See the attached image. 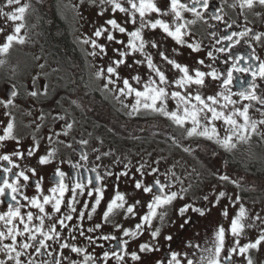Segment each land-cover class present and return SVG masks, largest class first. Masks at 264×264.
I'll return each mask as SVG.
<instances>
[{"label": "snow or ice", "instance_id": "obj_1", "mask_svg": "<svg viewBox=\"0 0 264 264\" xmlns=\"http://www.w3.org/2000/svg\"><path fill=\"white\" fill-rule=\"evenodd\" d=\"M91 6L98 7V15L103 16L109 11L113 18H108L100 26H97L91 35L86 33L77 37V42L82 46L86 57L93 61L99 58L101 61L108 57V45L115 44L112 48L114 55L109 57L107 64L94 63L93 76L103 81V90L115 93L116 99L121 96L135 97L134 103L124 105L130 107L129 115L138 114L145 110L170 120L176 127L181 128L188 138L202 137L214 142L225 151L231 152L239 143H248L253 136L264 141V59L256 55L252 49L251 35L256 41L264 37V33H254L252 28L242 26L234 30L236 21L225 19L223 4L212 8L211 0H169L166 10L157 6L155 0H81ZM227 3V0H224ZM255 5L264 7V0H233L229 5L239 8L243 16L244 9H252ZM31 7L30 3H21V0H3L0 7V18L5 23L0 26V34L4 38L0 41V55H7L14 44H24L27 33L22 34L26 28L25 14ZM116 13L124 14V20L118 22ZM155 13L157 17L168 16L170 20L163 18L149 19L148 15ZM185 13H190L194 18L186 19ZM207 17V19H206ZM246 20L247 18L244 17ZM208 24L209 36L214 38V43L204 45L203 41L197 40L190 31V26L197 22ZM209 21H217L219 24H210ZM8 22H11L12 30L8 31ZM222 25V28H221ZM131 26V30H129ZM159 29L165 37H170L175 44L190 49L191 52L199 53L204 49L206 58L197 59L196 67L190 69L188 64H182L175 58L181 53L177 48L171 50V54L164 49L161 42L154 38L145 37V30L155 31ZM116 33L122 34L125 39H118ZM105 36L107 44L100 43L99 39ZM222 41H227L225 46L217 47ZM248 46L250 51L237 50L241 43ZM159 62L154 60V53ZM139 54L141 58L137 59ZM217 54H224L221 60ZM129 58L132 62L129 63ZM223 64V69L216 67L217 63ZM6 63L0 59V66ZM146 66L147 72L141 73L139 67ZM165 65L170 66L179 75L169 77ZM125 66L134 70L135 74L122 75L120 69ZM201 66L208 69L202 71ZM43 68V65L40 66ZM210 78L218 89L212 94H205L206 79ZM33 77V90L27 94L32 97L47 95V87L43 91L35 90ZM241 85L238 91H233L234 82ZM259 81V83H258ZM111 86V87H110ZM195 86V87H193ZM7 98H0V106L5 109L4 115L9 117L3 134L0 135V149L5 147V142L15 141V150L0 152V205L6 203V210L0 211V264H108L110 259H115L117 264H124L125 255H130L132 261L141 259L137 251L127 252L130 239L143 235L147 230L151 241L139 245L140 253L159 251V245L155 244L161 235V227H153L154 220H159L163 225L167 218V208L177 199H184L188 188L173 190L175 172L169 169L163 174L158 167H153L147 162L133 165L131 161L124 162L120 157H115L113 165L123 164V170L114 173L112 167L106 166L101 161L102 157L111 156V152L99 153V149L93 148V153H98L95 160L89 162V153L85 151L89 141L81 138L77 141V148L72 143L59 139L61 135L68 137L73 128V123L57 115L54 119L64 121L61 132H55L57 137L53 141V134L47 139L50 147L46 154L38 158L39 165H48L53 161L58 152L52 144L64 145L72 149L78 155V159L67 160L74 173L65 182L67 173L56 167L51 178L53 186L45 189L43 177L37 174L35 167L25 165L21 167L16 159L23 160L25 157H33L40 147L39 140L33 136V145L26 152L20 148V139L14 135V117L8 109L16 107L15 99L19 96V89L15 83L10 84L6 93ZM123 103V101H121ZM172 104L173 107H169ZM250 109L259 113L260 119L250 115ZM44 119L43 115L40 117ZM3 122L0 121V124ZM220 128L224 135H220ZM39 127V126H38ZM173 140L175 138L173 137ZM185 151H188L186 148ZM213 150V155H215ZM65 161H60L64 163ZM159 164V161L155 162ZM132 167H135L139 178L132 174L134 190L148 194V200L135 199L129 202L128 195L119 190L118 183L114 186V194L106 199V179L115 175L119 181L121 177H129ZM30 173V174H29ZM154 176L151 183H145L144 176ZM217 179L221 182H229L236 187H241L242 178L233 179L227 172L218 171ZM31 181V184L29 183ZM180 183H183L180 181ZM34 187L35 194H25V189ZM47 192V194H45ZM70 195H67L69 194ZM215 202L219 203L222 198H227L233 207L238 205L235 216L232 217L228 232L234 238L230 247L226 246V229L223 225L215 231L213 238L208 240L202 247L199 244L188 242V248L192 252L179 253L169 248L168 256L157 260L156 264H237L236 257H243L247 264H253L248 255L249 250H258L264 243V228L260 229L258 237L247 243L241 244L240 237L246 227H254L255 221L264 224V218L257 213L252 219L253 224L245 225L243 221L248 218L249 212L243 203L241 196L236 194L233 198L227 192L221 190L215 192ZM207 201L208 195L201 197ZM103 202V203H102ZM204 214V210L185 204L179 209V214L184 215L188 209ZM102 209V212H98ZM142 209L143 214H140ZM228 208L222 215L228 216ZM122 215L124 219L138 217L139 222L134 228L124 225L114 219ZM99 217L98 222L94 217ZM90 223V227H85ZM187 223V221H185ZM105 225H110L115 231L121 232L117 237L111 233L104 234ZM183 227V225H181ZM127 238V239H125ZM78 239L87 242L86 246H79ZM166 241H171L172 236H165ZM103 242H112L108 250L96 256L88 251V247L104 248ZM68 250L70 255L75 254L82 259H70L64 255Z\"/></svg>", "mask_w": 264, "mask_h": 264}, {"label": "flooded vegetation", "instance_id": "obj_2", "mask_svg": "<svg viewBox=\"0 0 264 264\" xmlns=\"http://www.w3.org/2000/svg\"><path fill=\"white\" fill-rule=\"evenodd\" d=\"M155 2L162 10H166L169 0H155ZM232 2L233 0H227V3H224V0H211L209 11L223 4L225 19L237 22L234 30H239L246 24L247 27L253 29L254 33H264V7L255 5L252 9L246 8L241 16L238 7L229 6ZM21 3L31 4L25 14L26 28L22 30V34L27 33V38L24 44H14L7 55H0V59L6 61L4 65L0 66V98H7L6 93L10 84L17 85L19 96L15 99L16 107L8 109L14 117L13 133L21 141V150L26 152L27 148L33 145V136L39 140L40 147L33 157H25L23 160L16 159V163L21 167L25 165L35 167L38 177H43L45 189L53 186L54 182L51 178L57 166L68 174L65 178V182H68V178L73 175L75 170L70 168L67 160L69 158L73 161L78 159V155L73 153L72 149L64 145L52 144L51 147L59 149L56 157L48 165L38 164L39 156L46 154L50 147L47 137L53 134L52 138L55 141L57 137L54 133L61 132L64 127V121L54 119L59 115L73 123L70 135L68 137L61 135L59 139L72 143L73 148L78 147L76 142L81 138L88 140L89 143L85 151L89 153L90 166L98 154L92 152V149L96 148L99 149V153H112L111 156L102 157L101 161H97V163L112 167L114 173L123 170V164L113 165L115 157H120L125 163L131 161L134 166L141 162H147L153 167H158L162 180L163 174L171 169L175 172V177H170V179L176 181L173 190L191 186L184 195V199L175 200L167 208V218L163 225L159 220L153 222V227H161V235L153 242L159 245L160 250L148 253L139 252L141 243L152 242L151 236L146 230L143 235L130 239L127 245V252L130 254L132 251H137L141 259L132 261L130 255H125L124 264H156L157 260L168 256L169 248L181 254L192 252L193 249L186 246L188 242L203 247L208 240L213 238L215 231L221 225L226 229V246L230 247L234 238L227 230L232 217L236 214L238 205L233 207L227 198H222L219 203H216L213 189L215 192L223 190L233 198L239 194L241 203L249 208L248 218H253L257 213L264 218V141L253 136L248 143H239L236 149L228 152L205 138L195 136L188 138L183 129L176 127L163 116L145 110L129 115L131 109L124 105L130 106L134 103V95L121 96L118 100L115 93L103 90L102 80H97L93 76L95 69L92 65L94 63L106 65L109 57L114 55L112 48L117 45H108V57H105L103 61L99 58L93 61L91 57H86L82 46L77 42L78 36L84 33L91 35L95 28L102 25L106 19L97 22L88 20L87 23L81 25L75 19L74 4L65 0H21ZM2 6L3 0H0V7ZM66 13L69 15L67 16ZM244 17L247 19L245 20ZM152 18L170 20L168 16L157 17L156 14ZM185 18L193 19L194 17L190 13H185ZM4 23V19L0 18V26ZM209 23L219 24L217 21H209ZM12 27V23L8 22L9 32ZM157 30L163 34L159 29ZM210 30L217 31V29H210L208 24L202 21L190 26L194 37L203 41L204 45L214 43V38L208 34ZM116 35L118 39L126 41V37L122 34L116 33ZM163 35L165 37V34ZM145 37L146 39L153 38ZM3 38L4 34H0V41ZM154 39L159 41L158 38ZM248 39L251 40L252 49L255 50L256 55L264 59V37L260 41H256L250 35ZM165 40L168 44V46L166 44L167 52L171 54L169 47L177 48L181 55L175 58L182 64H188L190 69L196 67L197 59L203 58L206 64L211 63L206 58L207 49L194 53L186 47L176 45L170 37H165ZM99 42L107 44L106 37L102 36ZM227 43V41H222L217 47L225 46ZM149 50L153 51L154 60L159 62V58L155 56V50ZM237 50L245 53L250 51L243 42L237 46ZM217 55L221 60L223 59L224 54ZM136 58L141 57L137 54ZM128 62L131 63L132 58H129ZM41 65L43 68L40 67ZM214 66L221 69L224 67L219 62ZM165 68L168 70L167 74L170 78L174 74L179 75L170 66L165 65ZM201 70L207 71L208 69L201 66ZM120 71L122 75L129 77L135 74L134 70L127 69L125 66H121ZM139 71L142 74L146 73V66L141 65ZM33 77H37L35 90L41 92L46 86L47 95L32 97L27 94L33 90ZM206 85L202 89L205 94H212L218 90L210 78L206 79ZM240 87L238 81L234 82L233 91H238ZM169 107L171 109L173 105L170 104ZM4 112L5 109L0 106V121L3 122L0 124V135L3 134V127L6 126L9 119L4 115ZM41 115L44 117L43 120L40 119ZM250 115L255 119L261 118L254 109H250ZM217 127L220 129V135L223 136L224 131L220 128L219 123ZM15 147V141L9 140L5 142V147L0 149V152H11L15 150ZM186 148L188 151H185ZM213 150H215V155H213ZM60 161L65 162L60 163ZM156 161H159V164H156ZM0 163L6 164L2 161ZM218 171L220 173L226 171L233 179L242 178L240 180L241 187L238 188L229 182L219 181L216 175ZM132 174L139 178L135 167H132L129 177H121L119 181L116 180L115 175L107 178L105 181L108 186L105 192L106 199L114 194V186L118 183L119 190L129 194V202L135 199L148 200L150 198L148 194L134 190ZM143 179L145 183H151L154 176L145 175ZM29 183L31 184V181ZM25 194L29 196L35 194L34 187L30 186L25 189ZM203 195H208L209 199L203 200L201 198ZM185 204L203 209L204 214L201 215L189 208L181 216L179 209ZM225 207L228 208V216L222 215ZM4 210H6V203L0 205V211ZM144 210L146 209H142L140 214H143ZM98 212H102V209H98ZM114 219L128 228H134L135 224L139 222L138 217L124 219L122 215H118ZM94 220L98 222L99 217H94ZM246 220L248 219H245L243 223L250 225ZM90 226V223L85 224V227ZM253 228L254 230L251 227L244 229L240 237L241 244L247 243L249 240L254 241L259 235L260 229L264 228V224L256 220ZM103 233L121 236V232L115 231L110 225L104 226ZM168 235L172 236L171 241L164 239ZM77 243L79 246L87 244L83 239H78ZM98 243H103L104 248L90 246L88 251L96 256H101L103 251L109 249L110 243H115V241H99ZM64 255L69 256L70 259H82L75 254L70 255L68 250L64 251ZM248 255L253 260V264H264V246L261 245L258 250H249ZM236 260L237 264H247L243 257H236ZM108 264H117V262L115 259H110Z\"/></svg>", "mask_w": 264, "mask_h": 264}, {"label": "rangeland", "instance_id": "obj_3", "mask_svg": "<svg viewBox=\"0 0 264 264\" xmlns=\"http://www.w3.org/2000/svg\"><path fill=\"white\" fill-rule=\"evenodd\" d=\"M65 1L69 2L70 4H74V9H75L74 16H75L77 23H79L81 25H84L85 23H87L88 20L97 22V21H104L105 19H108L111 17L113 18V14L110 12V10L105 12L103 17H101L100 15L97 14L99 11V8L91 6L88 2H81V0H65ZM64 6H65V8H67L66 5H64ZM70 7H71V5H70ZM66 14H67V16L69 15L68 13H66ZM114 15H115V18L118 19L119 22H122L124 20V14L116 13ZM154 15H155V13L149 14L148 18L153 19L152 17ZM129 30H131V26H129ZM144 34H145V36H148V37L158 38L159 41L162 43L164 49H166V47L168 46L167 41L166 40L164 41V38H165L164 35L161 34L158 30H155V31L145 30ZM166 44H167V46H166ZM169 48H170V50H172L171 47H169ZM245 207L249 210L247 205H245ZM247 219L248 220H246V221L249 222L250 225L253 224L252 218L249 217ZM251 229L254 230L253 227H251ZM261 245L264 246V243H262Z\"/></svg>", "mask_w": 264, "mask_h": 264}]
</instances>
